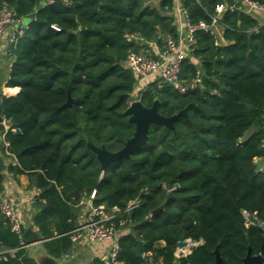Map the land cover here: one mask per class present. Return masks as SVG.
Returning <instances> with one entry per match:
<instances>
[{"label":"trees","instance_id":"trees-1","mask_svg":"<svg viewBox=\"0 0 264 264\" xmlns=\"http://www.w3.org/2000/svg\"><path fill=\"white\" fill-rule=\"evenodd\" d=\"M149 1L73 0L65 6L0 0V8L6 4L31 20L11 47L6 86L19 92H0L5 139L16 157L7 170L27 175L39 189L32 225L55 259L73 250L75 206L95 190L93 206L118 208V229L129 230L119 238V261L145 264L143 253L150 252L152 261L164 264H216L218 253L223 264H242L249 250L260 254L264 242V172L256 161L264 160V24L240 10L217 16L218 4L241 5L234 0H181L193 23L216 17L227 44H217L210 30H197L182 77L191 79L200 69L201 86L181 94L151 82L139 90V77L126 65L129 54L179 38L175 18L167 15L175 0H160L159 8ZM135 94L146 107L158 101L163 116L185 113L174 130L152 125L147 144L102 171L88 142L113 152L124 147L135 131L124 114ZM8 150L0 143V155ZM4 183L3 170L0 193ZM136 200L140 205L127 210ZM246 213L258 224L248 226ZM138 240L144 247L136 255ZM185 240L203 243L177 257V243ZM19 246L0 215V264H38Z\"/></svg>","mask_w":264,"mask_h":264},{"label":"built area","instance_id":"built-area-1","mask_svg":"<svg viewBox=\"0 0 264 264\" xmlns=\"http://www.w3.org/2000/svg\"><path fill=\"white\" fill-rule=\"evenodd\" d=\"M72 1L73 0H43L45 4L62 3L65 6H70ZM194 1L199 2L200 0ZM177 9L180 14L186 17L185 36L187 47L191 52V47L196 44L195 32L199 29L206 31L210 30L214 34V27L218 24V21L215 17L210 24L204 21L193 23L188 19L187 13L183 7L178 6ZM224 10H240L253 15L259 12H264V4L254 0H243L241 5L221 3L216 6L217 16H219ZM26 27L27 26L23 23V19H20L17 16V12L14 8L6 4L0 8V46L5 48V52L9 56H11V47L24 36ZM216 43L219 44L217 40ZM149 44L158 47L157 56H151L143 52H132L129 54L126 61V65L139 77V80L155 76L153 82H157L159 85L163 83L169 84L181 94L201 86L203 72L200 69L191 79H185L182 77V63L188 58V55L180 43L179 38L177 40L172 37L166 38L164 40L163 48H160L153 42ZM135 100H139L137 94H135L132 101ZM7 129L8 126L5 127L4 131L0 130V143L8 150L9 142L5 139ZM6 155L12 157L13 162L16 161L15 155L9 150L6 151ZM95 194L96 191L94 190L90 196V200L95 198ZM33 201L35 200L33 199ZM139 205V200L131 202L127 207V210L137 208ZM119 212L120 210L116 207L107 210L104 206H92L86 215L83 225L72 232V241L74 242L85 236L89 243L102 241L112 242L113 245L110 254L112 263L125 264L117 259L120 249L119 238L121 235L118 229V224L116 223L117 214ZM0 215L7 221L11 231L15 233L20 240V246L18 249L27 248L28 245L25 239L24 221L19 214L18 203L8 194L3 192L0 193ZM245 221L246 224L250 226L258 224L259 219L254 214L246 213ZM143 256L149 261L145 264H164L162 260L152 261V253L150 252L143 253Z\"/></svg>","mask_w":264,"mask_h":264},{"label":"crops","instance_id":"crops-1","mask_svg":"<svg viewBox=\"0 0 264 264\" xmlns=\"http://www.w3.org/2000/svg\"><path fill=\"white\" fill-rule=\"evenodd\" d=\"M236 3L242 4L243 0H234ZM149 3V2H148ZM152 8H159L160 0H150L148 4ZM182 7L181 0H175V5L172 11L168 12L167 15L173 16L176 20V24L179 30V40L182 44L184 50H186L188 57H191V52L187 47L186 36H185V22L186 17L178 12L177 7ZM254 15V14H253ZM261 24H264V12H259L254 15ZM214 34L217 38V41L220 45H226L227 41L224 38V29L219 24L214 27ZM143 53L148 55L157 56L158 47L155 45L149 44V48L144 50ZM194 62L197 63L196 59H193ZM12 65V57L9 56L5 52V48L0 46V92L4 95H16L19 92L18 88H8L6 86V81L8 79L9 71ZM155 76H150L146 79H142L138 82V89L142 90L151 82H153ZM4 127H7V122L4 120L2 123ZM0 160L3 161L5 165L4 175H5V183H4V191L3 193L8 194L11 198H13L18 203L19 214L24 221V232L25 236L28 232H37V228H35L33 224V215L37 212L36 196L39 194V189L35 186H32L30 179L27 175H17L8 172L7 167L8 164L13 162V158L8 155H0ZM260 170L264 172V160L257 159L256 160ZM33 199L35 201H33ZM93 206L92 200L88 198H82L78 204L75 206L76 214H75V222L76 228L81 227L85 221L86 215L90 208ZM129 232V230H125ZM40 238V236H39ZM41 239V238H40ZM193 242V241H192ZM196 246L203 243V241L193 242ZM28 245V244H27ZM73 250L71 253L63 257L62 259H55L57 264H91L95 260H99L102 264H113L111 261V251H112V242L102 241V242H94L89 243L85 236L77 239L73 242ZM195 246V247H196ZM188 247V248H187ZM191 245L178 248L175 252L177 257L187 256L191 254L192 249ZM27 251L30 257L38 260V257L41 255L50 256L46 253L43 243H34L27 246ZM51 257V256H50Z\"/></svg>","mask_w":264,"mask_h":264},{"label":"water","instance_id":"water-1","mask_svg":"<svg viewBox=\"0 0 264 264\" xmlns=\"http://www.w3.org/2000/svg\"><path fill=\"white\" fill-rule=\"evenodd\" d=\"M30 18H23V23L28 26L30 24ZM73 103L72 97L69 95L67 102L64 104L65 107H71ZM159 102L155 101L151 107H146L142 104L140 100L132 101L129 107L124 111V114L129 116V121L135 124V131L132 137L126 139L125 145L118 151H109L105 146H95L91 142H88V147L92 152L96 154L97 160L100 163L101 170L104 171L106 167L112 163L126 158L128 159L137 149L149 142V132L152 125L163 124L169 129L174 130L175 120L182 114L184 111L179 112L178 114L166 117L159 113ZM4 122V118L0 115V123ZM15 132H19L20 129L17 126ZM5 169V165L2 160H0V171ZM76 197H80L78 191L72 193ZM159 207L152 212V215L158 213ZM26 243L28 245L34 243H43L44 241L39 238L36 232H28L25 236ZM191 245L195 247L191 240L179 241L177 243V248H183ZM144 247V242L141 240L137 241V246L133 249V252L136 255L142 253ZM38 264H57L56 260L50 256L41 255L36 260ZM216 264H223V261L219 254L217 253ZM242 264H264V242L261 246V252L258 255H252L251 250H249L247 256L242 260Z\"/></svg>","mask_w":264,"mask_h":264},{"label":"rangeland","instance_id":"rangeland-1","mask_svg":"<svg viewBox=\"0 0 264 264\" xmlns=\"http://www.w3.org/2000/svg\"><path fill=\"white\" fill-rule=\"evenodd\" d=\"M149 3H150V1H149ZM149 3H147V6H149V5H148ZM137 88H138V87H137ZM248 134H250V132H249ZM125 224H126V222H125V221H122V222L120 223V227L125 226ZM121 229H122V228H121ZM121 229H119L120 233H124L125 230H121ZM193 244H195V243H193ZM177 249H178V248H177ZM176 251H177V250H176Z\"/></svg>","mask_w":264,"mask_h":264},{"label":"bare ground","instance_id":"bare-ground-1","mask_svg":"<svg viewBox=\"0 0 264 264\" xmlns=\"http://www.w3.org/2000/svg\"><path fill=\"white\" fill-rule=\"evenodd\" d=\"M188 248V247H187Z\"/></svg>","mask_w":264,"mask_h":264}]
</instances>
